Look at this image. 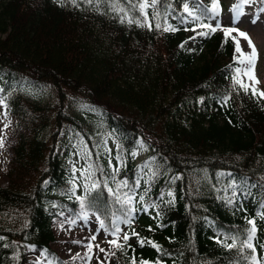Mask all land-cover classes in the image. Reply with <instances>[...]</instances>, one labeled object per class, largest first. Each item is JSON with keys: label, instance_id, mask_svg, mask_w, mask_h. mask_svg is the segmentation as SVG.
Returning a JSON list of instances; mask_svg holds the SVG:
<instances>
[{"label": "trees", "instance_id": "16d2710c", "mask_svg": "<svg viewBox=\"0 0 264 264\" xmlns=\"http://www.w3.org/2000/svg\"><path fill=\"white\" fill-rule=\"evenodd\" d=\"M144 1H0V98L16 132L11 178L0 185V264H24L25 245L67 264L50 248V221L75 215L78 198L109 231L127 224L117 264H252L253 255L264 264V97L234 79L231 37L205 29L199 47L184 43L186 28L209 16L187 24L183 5L199 16L208 3L156 0L142 10ZM47 87L53 102L21 94ZM69 98L100 111L115 143L108 159ZM62 129L89 147L80 190L55 151ZM139 137L151 154L135 164ZM250 219L254 252L240 249ZM234 236L235 248L217 242Z\"/></svg>", "mask_w": 264, "mask_h": 264}, {"label": "rangeland", "instance_id": "374dc122", "mask_svg": "<svg viewBox=\"0 0 264 264\" xmlns=\"http://www.w3.org/2000/svg\"><path fill=\"white\" fill-rule=\"evenodd\" d=\"M200 1L204 2L207 0ZM236 3L237 0H219V15L212 14L208 24L212 25V27H216L218 24L219 27L216 31L223 33H225L224 29L227 28L239 29V31L247 33L251 39L253 32L262 34V30L264 31V12L256 9V4L253 1L244 5L242 9L243 15L237 18L232 11ZM144 4H147L146 7L151 6L152 1H147ZM212 5L213 0H210V11L212 10ZM187 6L192 13L191 17L194 18L196 16L195 11L190 9V4H187ZM186 22L191 23L189 20ZM198 28L186 31V44L189 47L197 48L201 45L204 35H197L198 32H203L202 29ZM229 35L238 39L242 47L244 39L239 37L238 32L234 31ZM262 36L263 44L261 45L255 44L252 40L258 52L254 76L260 83L253 84V81L249 80L247 75L239 77L244 84L254 86L258 91H264V33ZM243 51L246 53V50L243 49ZM236 56H239V54L236 53ZM238 67L243 68L244 65L237 63L236 68ZM249 89L251 90V87ZM23 93L43 104L55 100L54 92L50 87L38 90L26 88ZM67 107H69L68 111L70 113L84 120L99 155L108 159V156L115 149V143L106 131L105 122L100 111L89 103L76 101L73 98H69ZM13 125L14 120L3 112L0 101V140L3 141L2 146H0V185H6L11 178L9 168L13 157L14 136L16 134ZM49 133L50 130L44 132L45 138H48ZM56 152L70 177L76 180L77 189L80 190L85 181L84 173L88 170L89 147L86 145V141L83 137H75L71 131L62 130L58 134ZM134 153H136L134 155L135 163L138 164L151 154V149L139 139L138 148ZM117 227L120 228V231L112 233L106 227H101L99 217L78 209L77 215L74 217L62 214L59 218L52 220L54 241L51 242L50 246L68 264H117L112 258V252L116 246L110 241L115 240L120 243L127 230V224L119 222ZM100 249L105 251L101 252ZM24 252L27 259L24 264H52L45 251H37L32 246L27 245L24 247Z\"/></svg>", "mask_w": 264, "mask_h": 264}, {"label": "snow or ice", "instance_id": "6c2138e0", "mask_svg": "<svg viewBox=\"0 0 264 264\" xmlns=\"http://www.w3.org/2000/svg\"><path fill=\"white\" fill-rule=\"evenodd\" d=\"M252 2H253V0H237V3L233 6L232 11L236 14V17L238 18L239 16L243 15L242 9H243L244 5L250 4ZM152 4H153V6H155L156 0H152ZM146 6H147V4H141L140 5L141 9H144ZM184 10H185V12H188L189 15H192V13L189 11L187 5H185ZM212 14L219 15V0H213L211 13H209L208 9H204L200 13L199 16H195L193 18V22L200 21V16H206L207 17V16H210ZM253 23H255V21H253ZM199 26L203 27V28H207L209 30V32H215L217 30V28L219 27L218 24L216 27H212V25L204 24L202 22L199 24ZM157 27H159V25H157ZM167 30L168 29H165V31H167ZM193 31H195V29H193ZM234 31L238 32L239 37L243 38L246 41L248 47L251 49L250 53H245L241 47L240 41L238 39L233 38V42L235 44L234 51L239 54V56L234 57V60L237 63L244 65L243 68L238 67L235 69V72L237 75L234 77V79L236 80V82L238 84H240V86L242 88L245 89V91H247L249 89V87H251V91H252L253 95L259 94V96L264 97V91H258V89L256 87L244 84L239 78L241 75H247L249 80L253 81V84H259L260 83V81L254 75H249L250 70L255 68L256 61L258 58V52H257L255 45L253 44L251 37H249L247 33L239 31V29H233V28L224 29L226 36H228L230 33L234 32ZM207 34L208 33H205V32H198L197 33V35H202V36L207 35ZM193 39H194V37H193ZM2 143H3V141L0 140V146H2ZM135 154L136 153H133V155H135ZM95 186L96 185H93V187H95ZM118 187H127V184H126V182H121V184L118 185ZM109 191H112V190L109 189ZM125 195H127V193ZM169 195H171V193H169ZM78 199H80L81 208L83 209L85 207L84 200L82 198H78ZM117 199H119V197H117ZM140 199L143 200V197H140ZM131 201H132V196L128 195L126 202L131 203ZM261 219L264 220V214L261 215ZM130 220H131V217L128 218V222H130ZM248 224L251 225V227L246 230V232H247L246 238L243 240H240V249L242 250L243 248L246 247L248 249H252V251L254 252L255 248L253 245V241L255 239L256 232H257L256 222H255V220L250 219V220H248ZM101 227H103V221H101ZM114 227H115V225H114ZM115 230H116V232H119L120 228L116 227ZM133 234L135 235L136 233H133ZM93 239H95V237H93ZM128 239H129V236L127 234H125L123 236V240L125 242H127ZM229 239L232 241L231 243L222 242L219 240L217 242L222 243L224 247L229 248V249L237 247V240H239V237L234 236V237H229ZM110 243L115 244V246L117 248L121 247V245L119 243H117V241H115V240L110 241ZM141 243H143V241ZM100 251L103 252L105 250L100 249ZM251 260H252V264H260V262L257 260V257L255 255H253L251 257Z\"/></svg>", "mask_w": 264, "mask_h": 264}, {"label": "bare ground", "instance_id": "6f19581e", "mask_svg": "<svg viewBox=\"0 0 264 264\" xmlns=\"http://www.w3.org/2000/svg\"><path fill=\"white\" fill-rule=\"evenodd\" d=\"M263 33H264V31L262 30V34ZM262 34H259L258 32H256V33L253 32L252 33V40L254 41L255 44H257V45L263 44V36H262ZM242 48L244 50H246V53H250V51H251V49L248 47V45H247L245 40H243V42H242ZM249 75H254V69L250 70Z\"/></svg>", "mask_w": 264, "mask_h": 264}]
</instances>
